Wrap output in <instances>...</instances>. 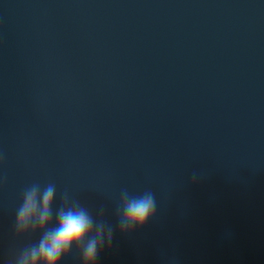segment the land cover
Masks as SVG:
<instances>
[{"label":"water","instance_id":"1","mask_svg":"<svg viewBox=\"0 0 264 264\" xmlns=\"http://www.w3.org/2000/svg\"><path fill=\"white\" fill-rule=\"evenodd\" d=\"M32 184L111 226L95 264H264V0H0V264Z\"/></svg>","mask_w":264,"mask_h":264},{"label":"clouds","instance_id":"2","mask_svg":"<svg viewBox=\"0 0 264 264\" xmlns=\"http://www.w3.org/2000/svg\"><path fill=\"white\" fill-rule=\"evenodd\" d=\"M56 196L54 184H32L24 189L16 209L14 234L17 238L36 233L40 236L35 243L20 249L7 264H61L73 250L79 253L82 264H95L105 244H111V226L102 219H95L78 201H70L67 193L63 194L60 206L54 209ZM156 209L153 191L132 194L122 189L117 206L121 232L143 228Z\"/></svg>","mask_w":264,"mask_h":264}]
</instances>
